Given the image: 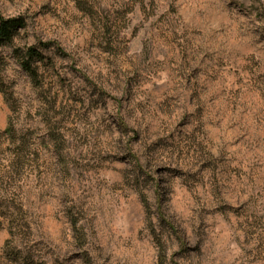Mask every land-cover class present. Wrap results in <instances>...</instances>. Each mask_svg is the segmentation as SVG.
I'll return each instance as SVG.
<instances>
[{"label":"rangeland","instance_id":"1","mask_svg":"<svg viewBox=\"0 0 264 264\" xmlns=\"http://www.w3.org/2000/svg\"><path fill=\"white\" fill-rule=\"evenodd\" d=\"M0 12V264H264V0Z\"/></svg>","mask_w":264,"mask_h":264},{"label":"trees","instance_id":"2","mask_svg":"<svg viewBox=\"0 0 264 264\" xmlns=\"http://www.w3.org/2000/svg\"><path fill=\"white\" fill-rule=\"evenodd\" d=\"M25 26L26 20L24 17L6 18L0 12V46L13 43ZM16 55L23 69L36 84H39L41 82L40 74L35 63L38 61L52 63V59L45 56L37 47L17 48ZM4 86L5 83L0 76V89L5 92ZM8 98L10 97L8 96ZM9 130L12 131L11 127Z\"/></svg>","mask_w":264,"mask_h":264}]
</instances>
